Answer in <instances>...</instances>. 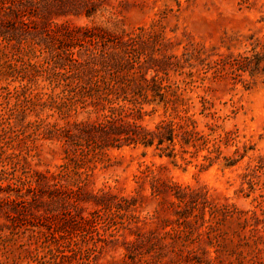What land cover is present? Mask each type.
Returning a JSON list of instances; mask_svg holds the SVG:
<instances>
[{
	"label": "rangeland",
	"instance_id": "obj_1",
	"mask_svg": "<svg viewBox=\"0 0 264 264\" xmlns=\"http://www.w3.org/2000/svg\"><path fill=\"white\" fill-rule=\"evenodd\" d=\"M32 1L37 30L48 21L97 25L116 34L137 27L160 30V45L148 41L142 46L146 58L156 59L144 65L165 68L166 74L159 71L158 76L178 88L179 108L207 142L199 140L201 147L194 148L179 140L172 157L142 145L104 148L81 165V170H90L72 187L76 201L50 199V190L42 187L35 194L25 192L16 181L19 176L26 180L25 172L20 165L11 170L14 152L20 163L25 157L29 171L57 173L66 161L62 140L18 125L13 132H0V264H34L32 259L40 257L43 264H55L56 249L65 247L68 254L75 243L76 252L55 259L57 264H241L248 258L264 264V0H89L78 11L71 0L62 8L55 6L58 0ZM80 8L92 14L86 16ZM20 37L21 42L45 46L41 33ZM32 72L37 75L30 81L27 76L9 77L0 85L18 90L26 85V94L42 99L61 90L50 83L47 71ZM153 75L152 68L145 73L147 79ZM151 99L141 101L139 124L153 128L160 121L178 120L169 104ZM97 118L98 113L78 108L66 119ZM38 119L65 123L53 109L41 107L28 111L23 120ZM71 181L67 177L64 184ZM12 182L21 191L7 190ZM168 186L172 189L165 192ZM173 190L181 197L192 191L196 201L189 208L178 207ZM100 195L111 208L96 204L94 197ZM212 204L232 214L218 216L221 224L209 235L205 221ZM95 215L102 218L92 227ZM51 229L63 237H52Z\"/></svg>",
	"mask_w": 264,
	"mask_h": 264
},
{
	"label": "trees",
	"instance_id": "obj_2",
	"mask_svg": "<svg viewBox=\"0 0 264 264\" xmlns=\"http://www.w3.org/2000/svg\"><path fill=\"white\" fill-rule=\"evenodd\" d=\"M71 1L74 2L71 8L75 11H78L79 4L90 2L89 0ZM64 3L65 0H58L55 6L62 8ZM33 5L32 0H0V81L9 77L13 79L19 77L22 80L25 76L29 77L30 81L37 75L32 71L40 68L41 71L48 72L50 83L62 88L59 92L48 94L46 99H42L38 94H26L24 90L26 85H22L20 90L0 85V132L3 135L9 131L13 132L17 125L21 130L31 127L33 132H47L48 137L62 140L66 145V161L57 173L45 174L32 169L29 171L26 168L28 165L25 157L24 163H20L19 154L11 152L10 155L16 158L11 170L15 171L17 165H20L25 172L26 180L20 176L16 179L18 183L24 185L23 191L35 194L38 188L42 187L50 190L46 192L50 199L59 196L62 200L70 198L77 201V198L73 197L75 190L72 187L82 182L84 179L82 174L86 176L90 170V166L81 170V165L90 157L101 153L104 148L142 145L154 147L160 150V153L172 157L175 155L174 145L179 140L194 148L201 147L200 144L197 145L199 140L202 144L207 142V139L194 129V120L185 114L184 109L179 108L182 98L177 92L178 88L163 84L162 76H158L159 71L166 74L165 68L144 65L150 59H156L150 56L146 58L147 54L142 51V46L148 41L160 45L163 40L160 30L137 27L136 30L116 34L101 26H76L68 21L60 23L41 21L45 25L37 30V23L31 20L36 15L32 10ZM79 11L86 16L92 14V10L85 8H80ZM4 15L11 16V19H5ZM38 33L44 36L42 38L45 39L43 42L45 46L35 40L20 41L22 35L27 34L33 38ZM13 40H16V44L12 42ZM106 48L109 51L105 52ZM95 54H99L98 59ZM37 58L38 60H34ZM157 62L159 63L158 60ZM149 68L154 70V75L147 79L145 73ZM149 95L152 96L151 100L158 97L159 101L169 104L178 120L160 121L153 128L139 124L136 120L140 118L141 101L146 100ZM11 98L14 99L13 103L9 101ZM122 102H129L133 106L128 107ZM38 107L53 109L58 117L65 120V123L58 125L55 121L45 122L43 119L24 123L26 113ZM78 108L85 112L91 110L98 113L99 118L93 122L89 119L68 121L66 118L72 112L76 113ZM1 138L3 139V136ZM3 152L4 149L0 145V156ZM67 177L72 179L69 185L64 184ZM168 187L165 192L171 191L172 188ZM6 189L19 192L22 188L12 182L6 185ZM153 192L156 194L155 188ZM177 193L173 190V195L178 200L176 205L178 207L183 204L184 207L189 208L196 201L195 193L192 191H183L182 197ZM18 195L22 197L21 194ZM104 196H95L96 204L101 205L103 209H109L111 204L102 200ZM205 201L204 199L203 202L206 203ZM115 208L118 209L120 206ZM210 208V218L205 221L206 233L209 235L221 224L220 216L232 214V211L226 207L218 208L212 204ZM110 215L113 216L112 213ZM101 218L102 216L97 218L95 215L91 219V226L93 227L95 219ZM181 223L189 224L185 219H182ZM52 230L49 231L52 237H63L61 234L57 235L56 230ZM179 231L177 236L181 232ZM187 233L189 235L190 231ZM76 247L75 243V249ZM64 248L59 247L56 249V254H52L53 263H58L55 259L66 258L72 256V252H76L75 249L69 248L67 254ZM43 259L44 257H40L32 260L34 264H43ZM241 264H258V262L248 258Z\"/></svg>",
	"mask_w": 264,
	"mask_h": 264
}]
</instances>
